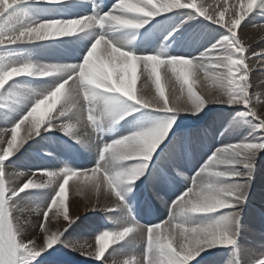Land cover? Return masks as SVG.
<instances>
[{
	"label": "snow or ice",
	"instance_id": "6c2138e0",
	"mask_svg": "<svg viewBox=\"0 0 264 264\" xmlns=\"http://www.w3.org/2000/svg\"><path fill=\"white\" fill-rule=\"evenodd\" d=\"M88 4L91 14H82ZM239 7V14L232 13L234 18L226 25L228 0H223L218 17L192 0H118L108 11L97 0H0V120L13 125L0 128V264H32L38 257L37 264H63L64 248L100 264L109 260L111 264H192L209 248L235 244L227 226L238 220L239 212L227 210L245 198L243 179L250 173L242 170L250 169L258 152L264 151V115L257 110L261 99L253 91L250 63L256 60L264 66V48L252 51L237 34L254 8L264 16V0H247L246 8L240 0ZM176 15L187 20L168 27ZM191 20L199 23L184 45L173 51L151 46V38L161 30L167 33L166 40L175 42ZM204 21L219 28L212 29ZM140 29L144 31L137 32ZM129 33L139 36V45L127 39ZM206 33L215 35L209 38ZM54 38L66 39L56 42ZM41 56L50 62L37 58ZM73 58L78 62H65ZM162 66L165 83L174 79L179 86L170 87L168 95L161 82ZM141 75L145 81L138 95ZM201 79L208 81V87L198 93L193 85ZM33 80L39 86H33ZM149 81L154 94L145 92ZM212 104L239 106L241 111L229 128L246 123L252 131L216 150L190 177L191 186L168 205L166 220L141 224L118 216L113 217L117 226L98 233L94 244L64 237L79 219L65 205L73 177L78 178L72 186L74 195L96 197L93 210L125 208L128 195H135L141 185L150 189L146 204L150 197L163 200L161 193L175 182L172 170L190 163L195 143L177 136L173 118L199 116ZM53 110L55 115L49 116ZM15 116L20 117L18 121ZM29 118L26 135L18 141L21 125ZM116 126L128 134L120 132L105 140V129L118 131ZM42 129L43 133L59 131L85 148L91 142L102 145L94 165L77 169L63 162L55 170L15 174L31 178L22 184L11 182L8 169L28 152L31 145H24L35 141ZM14 153L19 155L10 159ZM40 172L45 178L36 180ZM138 179L140 185L135 183ZM125 184L129 187L121 191ZM38 190H49V197L38 196ZM101 195L114 198L115 206L101 204ZM32 198L40 200L34 211L42 216L38 224L42 243L25 238L29 222L22 223L15 214L24 211L19 208L22 201ZM61 219L63 227L53 230L52 222ZM58 240L63 247H54ZM117 256L125 258L118 261ZM258 264H264V258Z\"/></svg>",
	"mask_w": 264,
	"mask_h": 264
},
{
	"label": "bare ground",
	"instance_id": "6f19581e",
	"mask_svg": "<svg viewBox=\"0 0 264 264\" xmlns=\"http://www.w3.org/2000/svg\"><path fill=\"white\" fill-rule=\"evenodd\" d=\"M182 2L187 3L188 0H182ZM192 2L197 3V4L203 3L205 5V7L208 8L209 14L216 15L218 17L219 11L222 10L223 0H192ZM239 4H240V0H228L229 12L225 13L224 21H223L224 24H226V25L229 24V21L234 18L232 13L239 14V12H240ZM233 5H235V7H232ZM244 5L246 8L247 7V0H244ZM87 8H88V6H87ZM87 8L82 10V13H87L88 12ZM174 11H185V12H187V11H195V10H193V9H175ZM168 14L171 15V13H168ZM199 19L202 20L203 17H200ZM184 20H187V17L181 16V15H176L174 17V19L169 23L168 27H174L175 25L180 24ZM198 23L199 22L196 20H191L187 24H185V27H184L182 33L178 35V39L175 42H170L169 40L165 39V35H167V33L165 31H162V30L158 31L155 34L157 36V38L155 36H153L150 40V44L152 47H160L161 45H163L167 51L176 50L178 48V46L184 45V43L187 40L189 33H192L195 30ZM204 23L208 24L212 29L219 28V25H213V24H211V21H204ZM143 31H144V29L137 30V32H143ZM220 31L224 32L225 29L220 28ZM237 34L243 40V42L246 44V46L253 45V47H250V49H254L255 51H259L261 48H264V43H262V42H264V16L257 15L255 12V8H254V11L252 13H249L246 16V18L241 22L240 27L237 29ZM206 35H208L210 38L212 35H215V33H206ZM62 39H66V38H54V40L56 42H58ZM127 39L131 40L132 44H137V43L140 44V38L138 35H134L132 33H129L127 36ZM48 42L49 41H44L41 43H48ZM102 49H103V45H101V48L98 51H101ZM181 50H182V48H181ZM37 58L42 59L44 62H50L48 57L41 56V57H37ZM252 62H253V67H255V66L256 67L258 66L261 68L264 67V66L259 65L258 61H256V60H252ZM161 76H162L161 82H162V84L165 85V94L166 95H168L169 88L172 87L173 85L176 86L177 88L179 87L178 85H175L174 79H173L171 84L165 83L164 67L163 66L161 68ZM14 79L28 80L31 78L15 77ZM144 81H145L144 76H142V75L138 76L137 85H136V90H137L138 95H139L140 89L142 88V86L144 84ZM11 82L12 81H9L8 83H11ZM148 83H149V88L145 89V92L154 94V92H155L154 85L152 84L151 81H149ZM33 86H39L37 81L33 80ZM5 87H7V84L5 85ZM193 87H194V90H196L198 93L206 91L207 87H208V81L201 79L200 81L195 83L193 85ZM177 94H179V93L177 92ZM261 97L264 98V94H262ZM6 103L7 102H4V104H6ZM59 106L60 105L57 104V108H59ZM212 106H224V105H217V104L208 105L199 114V116H195V118L198 120H202L201 118L205 117V115L209 113V110L211 109ZM257 110L261 111V114L264 115V103H263V101L257 105ZM224 112L225 111L223 110L222 114H224ZM54 115H55V110H53L52 113H49V116H54ZM217 117H221V115L219 114V116L217 115ZM19 118H20L19 116L14 117V119L16 121H18ZM31 119L32 118H29V121H25V123L21 125V128L17 134L18 141L21 140L26 135V129L29 127ZM222 119L220 118V121L218 123L214 122L213 124L210 125V127H211L210 130L212 133L214 130H220V129L225 130L224 139L219 144L216 141V139L213 140V142L214 141L216 142V143L215 142L213 143V145L215 144L214 145L215 148H212V149H215V151L221 147L227 146V144L230 142H236V141H238L244 137H247L249 135V132H243L242 124L238 127L230 129L229 125L231 124L232 121L228 122V124L225 123L226 125L224 126ZM11 126H13L12 123L5 125L4 122L2 120H0V128L11 127ZM116 128L118 129V131H117L118 134L120 132H122V134H128L123 128H120V126H116ZM114 132H116V131H110L109 129L106 128L105 129L106 134H104V138L106 139L107 136L112 137V135H114ZM212 133L210 135L207 134L208 137H203V138L209 139V137L212 136ZM195 135H206V134H202V133H200V131H198L197 133H195ZM42 137H43V139H42ZM187 137L189 138V137H191V135H187ZM7 138L10 139V136ZM55 138H57V139L62 138L65 141V143H61V145H60L61 147L58 148L57 145L53 144V140H55ZM196 138L197 137H194V139H196ZM42 140H45V141H42ZM195 143H194V145H195ZM28 144H30L31 147L28 149V152H26L25 156L28 155L27 153H29V156H27V157H31L32 156L31 154L36 155L35 157L37 158V162L39 165H41L42 167L44 165H46L45 166L46 169H52V170L58 169L59 167H63L64 166L63 162H67L65 159H68V157H66V156H70V154H69L70 151H69L68 147H66L67 146L66 144H71L73 146V148L75 147L78 151L77 152L75 150L76 153H79V156L81 157V160L79 162H76V161H74L72 163L67 162V163H69L70 166L75 167V168L77 166L81 165L85 161L84 159H86L88 152L93 154L96 147L98 146L97 144H95V142H91L89 144V146L87 148H85L79 144H75L72 140L69 139L68 136H65L63 133H61L59 131L43 133V129H42L41 135H38L37 137H35V141L29 140L24 145V147L27 148ZM4 147H6V145H4ZM100 147H102V145ZM216 147H218V148H216ZM31 149H32V151H31ZM64 150L66 151V153L64 152ZM22 151H24V149H21V152ZM35 153H37L38 155ZM17 154L18 153H16V156H17ZM16 156L13 159H15ZM181 165H183V163H181ZM91 167L92 166L90 165L87 168H91ZM196 167H197L196 169L199 170L202 166L198 165ZM261 169L262 170H260V169L256 170V169H254V167H251L250 169L242 170L245 173H250V175H246L243 179V183L246 185V194H245V198L242 201L237 202V204L234 207L248 203V202H246V199L249 196H251L250 201L254 204L250 205L252 208H250L249 213L247 214V216L245 217L244 220H242V219H240V217H238V220H235V222H232L227 226V231L230 235L234 234V237H236L237 235H239V237H241V240H240L241 252H236L234 254V255L238 256V261L241 264H258V261L260 259L264 258V221L261 219V217L257 213V210H260L261 212L264 213V167H262ZM216 170H220V168L218 167ZM9 171H10V169H9ZM16 171L17 170L11 169V172L9 173L10 174L9 180L13 183H16V184H22L25 181L23 180V177L15 175V174L19 173V172L17 173ZM177 173H176L175 169L172 170V175L175 176V182L183 185L181 182L178 181V179L179 180H181V179H180L179 174H177ZM255 173H256V177H254ZM89 175H91L90 172H89ZM44 178L45 177L42 175V179H44ZM77 179H78L77 177H73V179L69 181V184L67 186L68 192H67V198L65 200V205L68 206V211H69V214L71 216H79V219H77L73 225L74 226H76V225L80 226V229H79V231H77V228H78V226H77V228H74L73 230L69 231L71 228H68L67 232L64 233V237H66L67 239L75 240V241H90L91 243L94 244L95 243L94 237L96 236V233L98 232V230L102 229V226H103V225H101L102 222H101L100 218L90 219V216H92V215H89V214H92V213L96 214V212L99 213L100 217L102 216V219L105 218L107 220L112 221L113 224H110L111 229H113L114 227L117 226L113 220V217H118V216H126L129 218H134L136 221L141 220V222H140L141 224H146L145 221L138 216V211H140V208L137 206V202H138V200H140L141 195L143 198L144 196L146 197V195L150 192V189L146 185H144L145 186V192L144 193H142L143 186H141L139 191H137V193L135 195H128L127 200L125 201V203H126L125 208L117 210L116 212H104V211H100V210H93L92 205L96 202V197L94 195L81 196V195H74L73 194L72 186L77 182ZM184 179H185V177L183 176L181 181L183 182ZM221 179H223V178H221ZM138 181H140V180L138 179L135 182L137 185H138ZM127 187H129L128 184L123 185L121 188V191H124L125 189H127ZM37 195L40 197H49V190H38ZM165 201H166V199H164V197H163V200L160 198H156V197H150V203L153 204L152 207H155L154 212L158 211L159 213H161L163 215V217H164L165 213L166 214L169 213L167 211V209L169 207L166 206ZM39 203H40V200L38 198H32L31 201L21 202L19 205V208L24 209V211L17 210V212L15 214L22 223L24 221L29 222L25 226V228H26L25 238L26 239H36L38 243H42L43 242V236L40 233L39 228H38V224L41 221L42 216L38 215L37 212L34 211L35 206L38 205ZM100 203L107 206V207H114L115 206L114 205V198H107V197H104L103 195L100 196ZM145 206L150 207L148 204H145ZM227 211L239 212V211H234L232 209L227 210ZM52 214L53 213L50 211L49 217H51ZM192 215L196 216V215H209V214H192ZM167 217H168V215H167ZM84 220H86L85 223L81 224ZM63 224H64V222L62 219L59 221V223H57L56 221H53L52 222L53 230H55V228L57 226L62 228ZM82 228H83V232H80V230ZM220 247L221 246H214L212 248L207 249L205 252H202L199 256H197L195 260L202 259L201 261L203 264H216L217 262L212 261V259H209L208 256ZM110 250H111V246L109 247V251ZM136 251H137V253H139L140 249H137ZM105 255L107 256V253H105ZM73 256L79 261L95 262V260L80 256L79 254H76L74 252H73ZM124 258L125 257H123V256H117L116 257V259L118 261H121ZM203 258H205V260H203ZM220 260L224 264H236L233 256H231L229 259H227L226 257H221ZM109 264H111V260H109Z\"/></svg>",
	"mask_w": 264,
	"mask_h": 264
},
{
	"label": "rangeland",
	"instance_id": "374dc122",
	"mask_svg": "<svg viewBox=\"0 0 264 264\" xmlns=\"http://www.w3.org/2000/svg\"><path fill=\"white\" fill-rule=\"evenodd\" d=\"M82 14H84V13H82ZM89 14H91V9H90ZM165 15H169V14L166 13ZM156 19H160V17H156ZM154 36L157 38L156 35H154ZM138 44L139 43L133 44V46H137ZM248 47L249 48L253 47V45H249ZM251 50L255 51L254 49H251ZM67 61L68 62H78L77 59H75V58L69 59ZM67 61H65V62H67ZM250 63L253 66L252 60L250 61ZM251 78H252V84H253V91L260 94L261 102L263 101V103H264V98L261 97L262 94H264V67H262V68L258 67V66L253 67V72H252ZM236 107L237 108L233 109V108H229L226 106H212L211 109L209 110V113L206 114L205 117L201 118L202 120L196 119L195 116H190V115L184 116L183 114L173 118L175 120V125H178V127L174 128L177 136L181 137V138H187V135H191V137H189V138H192L196 143L192 147L190 163H187V164L183 163V165H180L179 168L175 169L176 173L178 172L177 174H179L181 180H182L183 176L185 177V179H184L185 182L184 181L182 182L181 180L178 179V181L181 182L183 185H181L177 182H174L172 187L165 189L161 193V195L164 197V199H166V206H168L173 201H175L185 191L186 187L191 186L190 177H192L198 171L196 169L197 168L196 166H198V165L203 166L205 164V162H207L215 154L214 153V152H216L215 149H212V148H215V146H214L215 144L213 145V143L215 141L213 142V140L216 139V141L219 144L224 139L225 130L224 129L214 130L212 133L210 130V128H211L210 125L213 124L214 122L218 123L220 121V118L221 119L223 118L222 121H223L224 126L226 124H228V122L233 121V119L236 118L238 113L241 111L239 109V106H236ZM223 110L225 111L224 114H222ZM219 114L221 115V117H217V115L219 116ZM242 127H243V132H249L250 133L252 131V129L246 123H242ZM198 131H200V133L206 134V135H195V133H197ZM211 133H212V136L209 137V139L203 138V137H208V135H210ZM104 134H106V133L104 132ZM114 134L118 135V132L116 131V132H114ZM194 137H197V138L194 139ZM111 138H112L111 136H107V138L105 140L110 141ZM42 141H45V140H42ZM61 141H63L65 143V141L62 138H60V139L55 138V140H53V144L57 145V147L60 148L61 147L60 145L62 143ZM66 145H67L66 147H68V149L70 151V153H69L70 156H66V157H68V159H65V160L67 162H70V163H72L74 161L79 162L81 160V157L79 158L78 156H76L74 154V152L72 151V145L71 144H66ZM100 146L96 147L93 154L88 152L86 159H84L85 161L81 165L77 166L76 168L77 169H86L90 165L93 166L94 162L96 160V157H97L96 153L98 152V147H100ZM216 148H218V147H216ZM31 151H32V149H31ZM64 152L66 153L65 150H64ZM37 153H35V154H37ZM25 154L20 157V160L17 162L16 165L9 168L10 171L8 169L9 173L11 172V169L17 170L16 171L17 173L18 172L21 173V171H22L23 173H28V174H30L32 171H34L36 169H46L45 168L46 165H44L42 167L41 165L38 164L37 158L35 157L36 155L31 154L32 155L31 157H27V156H29V153H27L28 154L27 156H25ZM18 155H19V153L17 154V156ZM15 156H16V153H14L13 156L10 157V159H13ZM252 167H254V169H256V170H259V169L262 170L261 168L264 167V151L258 152V154L255 156L254 160L252 161ZM42 175H43L42 172H40L39 174H37L36 179L42 180ZM254 177H256V173L254 174ZM28 178H31V176L30 175L23 176V180L25 182ZM138 185H140V181H138ZM141 186H143L142 193H144L145 192V186L144 185H141ZM144 199H145V196L142 198V195H141V198H140L141 201L138 200L137 206L140 208V211H138V216L140 218H142L146 224H154V223L161 222V221L167 219V215H169V213H167V214L165 213V215L163 217V215L161 213H159L158 211L154 212L155 207H152L153 204L148 203V205L150 207H146L145 206L146 203H145ZM250 199H251V196L247 197L246 202H248V203H245L244 205H238L232 209L234 211H239V217L242 220L245 219V217L249 213L250 208H252L250 205L254 204L250 201ZM22 202H25V201H22ZM36 206H35V208H36ZM67 208H68V206H67ZM167 211L169 212V208L167 209ZM257 213L259 214L261 219L264 221V213L261 212L260 210H257ZM89 215H92V216H90V219L100 218V220L102 222L101 223V225H103L102 229H99L98 232L96 233V235L98 233H100L102 230H110L111 229L110 224H113L112 221L107 220L105 218L102 219V216L100 217L99 213H97V212H96V214L92 213ZM85 221L86 220H84L81 224H84ZM138 221H139V223L141 222V220H138ZM73 224L70 227L71 229L69 231L73 230L74 228H77L78 225L74 226ZM79 229H80V226H78L77 231H79ZM80 232H83V228L80 230ZM234 238H235V244L233 246H230V247L221 246L220 248L216 249V251L212 252L208 256V258L212 259V261L217 262L216 264H224L220 260L221 257H226L227 259H229L231 256H233L236 264H241L238 261V256L234 255L236 252H241V249H240L241 237H239V235H237ZM54 247H63V246L59 243V240H58L57 245H54ZM39 259L40 258L38 257L37 261ZM201 260L202 259L194 260L192 262V264H203ZM203 260H205V258H203ZM37 261H33L32 264H37ZM63 264H100V261H95V262L79 261L73 256V252L69 251L67 248H64Z\"/></svg>",
	"mask_w": 264,
	"mask_h": 264
}]
</instances>
